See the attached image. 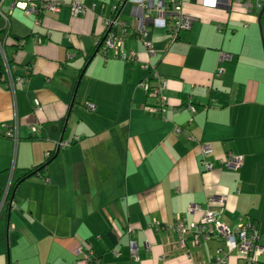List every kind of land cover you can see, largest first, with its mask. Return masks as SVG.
I'll use <instances>...</instances> for the list:
<instances>
[{"label":"crops","instance_id":"crops-1","mask_svg":"<svg viewBox=\"0 0 264 264\" xmlns=\"http://www.w3.org/2000/svg\"><path fill=\"white\" fill-rule=\"evenodd\" d=\"M20 1L40 0L0 6L13 37L5 50L18 73L30 70L14 93L0 80V190L13 166V203L0 207V264H93L78 246L102 264H251L222 236L192 232L211 208L231 230L254 227L264 247V0L213 8L182 0L190 28L171 43L151 28L153 55L126 29L121 50L135 60L105 58L96 46L106 32L99 14L109 17L115 0H78L88 7L80 16L63 0L37 17L11 6ZM132 12L125 3L118 19L129 22ZM152 70L166 82L164 103L139 85H156ZM14 120L17 143L5 135ZM59 139L70 143L56 149ZM206 143L210 170L200 155ZM46 152L43 171L14 186ZM227 152L243 157L240 167L219 163ZM192 204L199 209L190 211ZM179 221L189 230L184 246L173 229ZM257 261L264 264V252Z\"/></svg>","mask_w":264,"mask_h":264},{"label":"built area","instance_id":"built-area-1","mask_svg":"<svg viewBox=\"0 0 264 264\" xmlns=\"http://www.w3.org/2000/svg\"><path fill=\"white\" fill-rule=\"evenodd\" d=\"M0 0V6H1ZM233 0H202L204 6L208 7H216L219 5L230 6L231 2ZM63 0H40L39 3H35L33 1H20L15 2L11 6H17L18 8H21L25 10L26 13L33 15V17H37L41 15V13L44 10H50V11H58L60 7L62 6ZM114 3L110 5L111 15L109 17L103 16V14H99L101 21L104 24V27L106 28V32L104 36L101 38H98L96 42V46H98V50L101 51L102 56L105 58L108 57V54L111 53V56L116 59L121 60H135L136 54L133 51L125 52L121 50L122 40L124 37V34L126 32V29L129 27L134 29L135 37L139 38L141 42L143 43L145 49L148 51L149 55L154 54L153 46L150 40L146 37L148 35V32L151 28H160L165 30L169 36L168 43L173 42L174 40H177L179 38V34L182 32L188 30L191 26L190 19L186 17L182 10V0H115ZM239 2V0H237ZM125 3H130L133 7V16L134 18L131 19L129 22L118 19L119 8L124 5ZM69 9L71 12V16H80L86 12L88 7L84 4L79 2L78 0H72L69 3ZM246 7L250 8L252 7V3L250 1H247L244 4ZM104 8V6L101 7V10ZM1 14V10H0ZM2 15V18L4 20L5 26L3 28H0L3 31V36H0V64L2 67V70L0 72L2 73V76L0 80L2 79L4 82V85L10 89L14 93V89L18 84H23L26 81V77H28L29 74V68L23 67L21 68V72H17V67L15 64L12 63L10 60L6 50H5V43L6 39L8 37V24L9 20L7 16ZM114 26L118 27L117 32L113 31L112 28ZM221 27V26H219ZM218 27V28H219ZM231 54L229 53H221L220 54V60H226L230 59ZM149 63L145 62L143 64V67L148 68ZM222 72L221 69H218V73ZM152 75L157 77L158 82L155 86H150L148 79H145L140 82L139 85L144 87L147 92L152 93L155 97H158L159 101L161 103H164L165 97L163 96V89L166 86V82L163 80H159L157 72L152 70ZM35 106L39 107V101L35 100ZM86 108L90 110L95 109V104L91 101H87L85 103ZM191 110H193L192 106H187ZM148 109L152 110L154 107H148ZM33 134H36L39 132V127L32 126L31 127ZM5 135L13 139L14 143H17L18 141V124L17 120H14V123L8 126L6 129ZM70 141L59 139L56 141V149L62 148L66 145H68ZM212 146L210 144H202L201 145V154L202 155V163L204 170H210L213 167L211 166L212 163L205 161V156L208 153H211ZM51 153L46 152V155L49 156ZM219 163L222 166H226L227 168L232 170L237 169L241 166L243 162V157L239 154H234L227 152L224 156L219 157ZM13 173V166L10 169V177L8 178L5 186L0 190V207L3 206L5 203L11 204L13 203V200L9 199V193L12 186V179L11 174ZM224 196H219V201H224ZM208 203L212 202L214 200V196H210L208 199ZM199 206L192 204L189 207L190 211L198 210ZM214 211L211 208H208L204 211L202 214L203 216L200 218V221L198 225L195 227V230L192 232V234L197 238L198 234L200 232H204L205 239L210 238L215 235L222 236L223 239L226 241V245L228 247V250L236 249L240 253L242 257H244L247 261L251 262V264H257L258 256L264 252V247H262L258 243V231L254 227L245 226L244 224L237 225L238 227L234 230L229 229L227 226H225L213 215ZM207 228H206V227ZM132 228L126 229L128 233H131ZM176 231H178L181 234V239H179V244L181 246L185 245V239L184 235L189 232V230L179 221L176 223L174 228ZM129 246V255L132 259L137 258V248L135 241L130 238L128 241ZM76 253L83 254L88 261L94 262L93 264H102L98 259L92 258L87 253H83V249L81 247L76 248ZM221 263V262H220Z\"/></svg>","mask_w":264,"mask_h":264},{"label":"trees","instance_id":"trees-1","mask_svg":"<svg viewBox=\"0 0 264 264\" xmlns=\"http://www.w3.org/2000/svg\"><path fill=\"white\" fill-rule=\"evenodd\" d=\"M1 33V32H0ZM3 33V32H2ZM13 39V37L9 34L8 35V37H7V39H6V44H7V41L8 40H12ZM15 39V38H14ZM14 42H17L16 40L14 41ZM0 70H2V67H1V64H0ZM30 71V70H29ZM30 73V72H29ZM189 106V105H188ZM52 157V154H50L49 156H48V158L44 161V163H42V164H40V165H38V166H36V167H34V168H32V169H29V170H27L26 172H24V173H22V174H20V176L15 180V182H14V186H15V183H17L20 179H22V178H25V177H27V176H29V175H31V174H35V173H37L38 172V174H39V172H42L43 171V169L45 168V165H46V162L50 159ZM13 186V185H12ZM12 186H10L11 187V189H12ZM2 189V188H1Z\"/></svg>","mask_w":264,"mask_h":264},{"label":"water","instance_id":"water-1","mask_svg":"<svg viewBox=\"0 0 264 264\" xmlns=\"http://www.w3.org/2000/svg\"><path fill=\"white\" fill-rule=\"evenodd\" d=\"M261 11H260V13H259V18L261 17V15L262 14H264V6H261ZM262 44H264V43H262ZM1 76H2V73L0 72V78H1Z\"/></svg>","mask_w":264,"mask_h":264}]
</instances>
